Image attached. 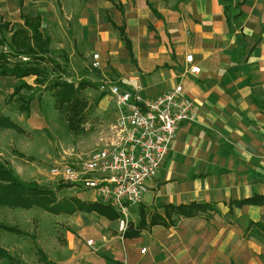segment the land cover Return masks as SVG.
<instances>
[{
    "label": "crops",
    "instance_id": "0c3cea01",
    "mask_svg": "<svg viewBox=\"0 0 264 264\" xmlns=\"http://www.w3.org/2000/svg\"><path fill=\"white\" fill-rule=\"evenodd\" d=\"M147 1L161 17L147 6L148 11L142 8L133 19L147 18L154 28L150 36H158L161 45L137 43L124 28L134 61L120 41L134 67L117 68L118 82L127 87L141 84L148 96L180 82L183 93L197 105V117L177 128L142 202L131 209L130 221L136 224L140 207L161 214L167 204L200 202L213 208L190 217L173 215L174 225L155 224L132 238L118 231L117 219L85 210L66 213L84 264L217 262V205L238 208L231 201L264 194V0H243L240 6L237 25L243 51L228 28L225 0ZM186 54H192L198 74L183 73ZM146 195L150 201H145ZM94 197L93 191L92 197L88 191L78 195L82 200ZM111 223L120 234H112ZM88 229L99 234L96 241L104 238L101 247L94 240L88 245L90 237L83 239L81 231Z\"/></svg>",
    "mask_w": 264,
    "mask_h": 264
},
{
    "label": "rangeland",
    "instance_id": "374dc122",
    "mask_svg": "<svg viewBox=\"0 0 264 264\" xmlns=\"http://www.w3.org/2000/svg\"><path fill=\"white\" fill-rule=\"evenodd\" d=\"M144 7L146 10L145 0H0L2 22L22 24L21 14L40 15V30L50 39V55L64 68L55 70L50 63L46 64L48 72L42 85L35 83L33 75L26 77L36 88L29 113L19 111L16 100L7 99L16 79L0 76V115L8 116L22 129L0 128V160L21 180L51 189L58 200L78 198L83 191L92 197L91 190L66 186L49 171L59 164H80L92 150L102 146L112 125L113 101L100 86L120 81L117 68H133L134 64L129 61L119 32L110 20L124 24L137 43L161 45L158 36H150L154 28L147 18L133 19ZM95 53L100 63L97 68L91 65ZM59 76L76 84L81 80L96 83L79 87L81 97L86 100L83 132L70 130L67 110L56 105L47 86ZM145 201H150L149 195ZM217 206L214 217L217 262L202 264H264V231L246 230L248 219L264 226V204L255 205L254 210L243 206L227 209L221 203ZM68 223L63 211L52 214L37 206L24 209L0 205V225L15 228L7 231L0 227V247L12 257L9 262L0 260V264H45L42 256L52 264H70L69 261L84 264L74 245L76 233ZM113 226L112 234H120ZM81 234L83 239L99 238L96 230H84ZM103 241L104 238L96 241V247H101Z\"/></svg>",
    "mask_w": 264,
    "mask_h": 264
},
{
    "label": "trees",
    "instance_id": "16d2710c",
    "mask_svg": "<svg viewBox=\"0 0 264 264\" xmlns=\"http://www.w3.org/2000/svg\"><path fill=\"white\" fill-rule=\"evenodd\" d=\"M242 3L243 0H225L224 4L228 28L231 32H235L238 47L241 51L244 50L245 43L243 34L239 29L240 27L237 25V18L241 14L240 6ZM146 4L155 16L161 17L150 2L147 1ZM21 17L23 19L22 24L0 21V45L2 47V49L0 48V76H11L16 79L17 82L8 94L7 99L16 100L17 109L21 112L29 113L30 103L34 98V90L36 88L24 78L33 75L35 83L42 85L48 72L46 64L50 63L52 69L55 70L63 71L64 68L60 63L54 61L50 55V39L44 36L40 30V15L21 14ZM110 22L118 30L119 37L124 41L130 59L134 61L131 42L125 33L124 24L117 25L111 20ZM4 47L6 48L4 49ZM87 84L96 85V83H90L85 80H81L76 84L74 81L62 79L61 76L56 77L47 85L51 90L56 105L67 110L68 127L74 132L80 133L84 131L82 122L85 118L86 100L81 97L79 87H84ZM24 91H28V93H24ZM101 97L102 95L98 99ZM0 128L22 130L17 123L6 115H0ZM65 185L68 186L67 183ZM231 202L236 206L244 204L263 205L264 194L254 193L251 196ZM0 205L24 209L37 206L52 214H59L62 211L73 213L76 210H85L95 212L110 220L117 219L119 216L114 208L99 199L82 200L77 197H71L70 199L58 200L51 189L41 187L32 181L21 180L1 160ZM208 208H213V205L200 202L178 205L167 204L161 214L155 211L147 213L143 207H140L138 221L136 224L129 221L123 236L128 238L137 237L143 228L155 224L171 226L175 224L173 215L190 217ZM0 227L7 231L15 230L12 226L0 225ZM246 230H259L262 232L264 231V226L259 221L248 219ZM42 258L45 264H52L45 256H42ZM11 259L12 257L0 247V260L9 262Z\"/></svg>",
    "mask_w": 264,
    "mask_h": 264
},
{
    "label": "built area",
    "instance_id": "2783aa9c",
    "mask_svg": "<svg viewBox=\"0 0 264 264\" xmlns=\"http://www.w3.org/2000/svg\"><path fill=\"white\" fill-rule=\"evenodd\" d=\"M185 62L183 73H199L192 54L185 55ZM99 64L95 53L91 65L97 68ZM100 87L113 101L114 110L102 146L78 165L59 164L49 172L70 186L93 191L97 199L114 208L119 214L117 229L123 233L131 209L142 202L177 128L196 120L197 105L183 93L180 82L155 96L145 95L141 84L127 87L110 81ZM86 243L92 245L93 240Z\"/></svg>",
    "mask_w": 264,
    "mask_h": 264
}]
</instances>
